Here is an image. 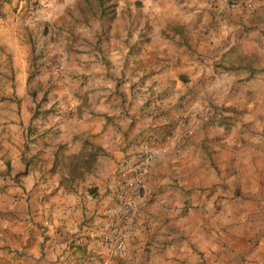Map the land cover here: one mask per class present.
I'll return each mask as SVG.
<instances>
[{"label":"crops","instance_id":"1","mask_svg":"<svg viewBox=\"0 0 264 264\" xmlns=\"http://www.w3.org/2000/svg\"><path fill=\"white\" fill-rule=\"evenodd\" d=\"M106 2L0 0V72L45 81L38 100L27 89L40 112L0 109V264H225V240L242 255L244 215L264 211V112L251 123L232 93L264 85V0ZM21 124L42 131L23 142ZM148 132L166 146L143 176L150 230L118 253V191ZM78 151L93 168L59 184V155Z\"/></svg>","mask_w":264,"mask_h":264},{"label":"rangeland","instance_id":"2","mask_svg":"<svg viewBox=\"0 0 264 264\" xmlns=\"http://www.w3.org/2000/svg\"><path fill=\"white\" fill-rule=\"evenodd\" d=\"M105 5H108L107 2H105ZM95 13V10L92 9ZM56 40V39H55ZM253 43L257 45L253 39H245L242 44L248 48L253 47ZM264 49V48H263ZM36 69V68H35ZM16 71L11 70H5L4 72L1 71V74H4L6 80L5 85H3L2 80L0 79V95L2 92L5 91V97L6 100H11V102L6 101V104L3 106H0L4 109H12V105L15 103V107L19 109L20 103L24 105L25 110H30L32 105V98H35L38 100L40 97L41 89L44 88L45 81L42 78L43 73L40 72V70H36V72L33 74L32 78L29 79L28 83L25 80V84L21 83V85L18 84V80H13V73L15 74ZM8 79H11L10 82H8ZM27 89H35V95L34 97H30V95L27 92ZM233 94H237V99H242V102H239L238 105H240V109L243 111V116L245 115L247 118H249V121L252 123V121H255L257 119H260L257 117V115L254 116V111H257L256 106H259L264 112V85L258 86L256 88L255 93V99L251 102L247 103L250 98L247 99L246 95L247 92L243 91V88H241L238 93L232 92ZM28 95V96H27ZM190 95V94H189ZM245 95V96H244ZM24 96V99L22 97ZM28 99V100H25ZM232 99V98H231ZM200 103V104H199ZM194 108L199 107L200 105L208 103H203L197 101ZM193 108V109H194ZM21 109V107H20ZM40 109V108H39ZM264 116V114H263ZM255 119H254V118ZM39 118L41 121L45 120L46 117L42 114H39ZM251 118V119H250ZM253 118V119H252ZM198 124V121L196 123ZM22 125L21 130V136L23 139V142L25 140L27 142H31L33 138L41 133V129H36L34 126L32 128L28 127L25 129L24 125ZM17 131V130H16ZM16 131H12V133H15ZM6 141L13 144L16 141V138L14 136L5 137ZM4 169H0V173L3 174ZM256 209V208H255ZM244 221L247 226V230L243 231V241L245 243V246H241L239 250L242 251V255H238L237 251H233V245H229L227 239L225 240V264H264V246H262V238L264 237V211L260 209L250 211L246 216L244 215ZM229 229L230 227H227L225 225V229ZM231 231V230H230ZM226 233V230H225ZM241 237V238H242ZM241 242V239L240 241ZM232 261V263H231Z\"/></svg>","mask_w":264,"mask_h":264},{"label":"built area","instance_id":"3","mask_svg":"<svg viewBox=\"0 0 264 264\" xmlns=\"http://www.w3.org/2000/svg\"><path fill=\"white\" fill-rule=\"evenodd\" d=\"M207 106L200 105L187 113L188 117H193L197 111L205 115ZM171 133H174L172 130ZM174 136V134H171ZM136 161L132 164V177L128 185L118 191L119 203L115 214L118 219V228L115 233L108 237L111 248L121 253L124 250V239L131 231H149L150 219L143 212L144 195L141 189L144 186L143 176L149 163L160 153L166 151V146L161 144L159 137L150 132L146 133L140 140H135ZM167 209V208H165Z\"/></svg>","mask_w":264,"mask_h":264},{"label":"trees","instance_id":"4","mask_svg":"<svg viewBox=\"0 0 264 264\" xmlns=\"http://www.w3.org/2000/svg\"><path fill=\"white\" fill-rule=\"evenodd\" d=\"M85 2L87 9L91 10V14L94 13L92 9H98L99 11H103L107 5H105L106 0H81ZM34 73L33 71L29 72V77H31ZM28 92L31 96L35 95V89H28ZM44 99V94L41 100ZM40 103H35L33 108V114L40 112L39 110ZM45 110L44 112H47ZM94 153H85L83 151H78L75 153H67L60 154L59 160L61 162V166L67 172V176L63 179L59 180V184H64L69 186L74 179H83L84 176L93 168L95 161ZM25 172V169H22L16 173L22 174ZM90 190V189H89Z\"/></svg>","mask_w":264,"mask_h":264}]
</instances>
